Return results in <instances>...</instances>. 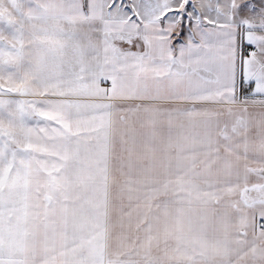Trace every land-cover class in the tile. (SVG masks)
<instances>
[{"label": "snow or ice", "instance_id": "obj_1", "mask_svg": "<svg viewBox=\"0 0 264 264\" xmlns=\"http://www.w3.org/2000/svg\"><path fill=\"white\" fill-rule=\"evenodd\" d=\"M0 264H264V0H0Z\"/></svg>", "mask_w": 264, "mask_h": 264}]
</instances>
